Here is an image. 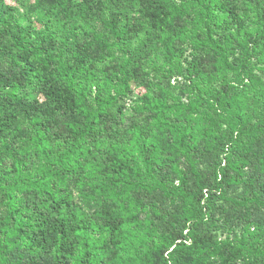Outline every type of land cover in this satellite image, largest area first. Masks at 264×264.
<instances>
[{
	"label": "trees",
	"instance_id": "obj_1",
	"mask_svg": "<svg viewBox=\"0 0 264 264\" xmlns=\"http://www.w3.org/2000/svg\"><path fill=\"white\" fill-rule=\"evenodd\" d=\"M263 209L264 0H0V264H264Z\"/></svg>",
	"mask_w": 264,
	"mask_h": 264
},
{
	"label": "rangeland",
	"instance_id": "obj_2",
	"mask_svg": "<svg viewBox=\"0 0 264 264\" xmlns=\"http://www.w3.org/2000/svg\"><path fill=\"white\" fill-rule=\"evenodd\" d=\"M6 3L8 4H11V5H14L15 7H17L20 11H22L24 8H25V5L30 2L31 0H4ZM264 210V209H263ZM236 222V221H235ZM234 222V224H236ZM222 223V220L219 219L216 224L219 226L217 227V233H218V237L220 238H224V236L229 232L227 227H229L227 224H225L224 226L221 224ZM222 225V226H221ZM231 227V226H230ZM264 231V230H263ZM254 232H256L254 230ZM260 232V231H259ZM230 236H231V233L229 232ZM261 236L260 233H258V235L256 236L257 237V242L259 241V239H261ZM249 239H251L249 237ZM256 242V243H257ZM219 263V259L217 258V255L216 256H210L208 258V260L206 261V264H218Z\"/></svg>",
	"mask_w": 264,
	"mask_h": 264
}]
</instances>
